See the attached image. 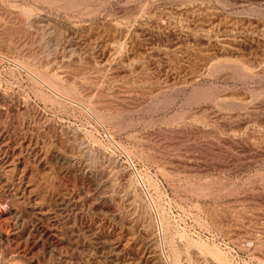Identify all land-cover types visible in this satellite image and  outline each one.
Instances as JSON below:
<instances>
[{
  "label": "rangeland",
  "instance_id": "obj_1",
  "mask_svg": "<svg viewBox=\"0 0 264 264\" xmlns=\"http://www.w3.org/2000/svg\"><path fill=\"white\" fill-rule=\"evenodd\" d=\"M0 180V264H264V0H0Z\"/></svg>",
  "mask_w": 264,
  "mask_h": 264
},
{
  "label": "bare ground",
  "instance_id": "obj_2",
  "mask_svg": "<svg viewBox=\"0 0 264 264\" xmlns=\"http://www.w3.org/2000/svg\"><path fill=\"white\" fill-rule=\"evenodd\" d=\"M63 159V158H62ZM61 161V160H60ZM62 163V162H61ZM68 162L67 161H65V160H63V165H65V164H67ZM2 187H3V184H2V180H0V189L2 190ZM3 193V192H2ZM1 197V196H0ZM56 201H59V204H61L62 203V198H59L58 196H57V198H56ZM57 203V202H56ZM58 204V203H57ZM17 245V244H16ZM16 247V246H15ZM27 249V248H26ZM23 251V250H22ZM27 257V256H26ZM154 259V261H153V263L152 264H160V259L158 258V257H155V258H153ZM33 262V261H32Z\"/></svg>",
  "mask_w": 264,
  "mask_h": 264
}]
</instances>
